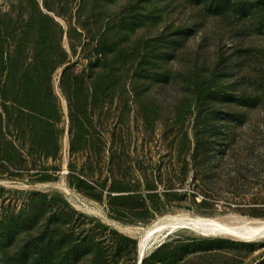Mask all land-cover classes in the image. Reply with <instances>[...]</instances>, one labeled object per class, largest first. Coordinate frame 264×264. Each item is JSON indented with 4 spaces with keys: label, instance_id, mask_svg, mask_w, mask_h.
<instances>
[{
    "label": "rangeland",
    "instance_id": "1",
    "mask_svg": "<svg viewBox=\"0 0 264 264\" xmlns=\"http://www.w3.org/2000/svg\"><path fill=\"white\" fill-rule=\"evenodd\" d=\"M208 3L0 0V264H139L144 243L148 256L174 236L264 255V234L244 228L264 222V0ZM60 47L83 78L72 114L63 69L51 90L30 86L33 59ZM19 106L33 112L17 126ZM198 119L221 129L200 181Z\"/></svg>",
    "mask_w": 264,
    "mask_h": 264
},
{
    "label": "trees",
    "instance_id": "2",
    "mask_svg": "<svg viewBox=\"0 0 264 264\" xmlns=\"http://www.w3.org/2000/svg\"><path fill=\"white\" fill-rule=\"evenodd\" d=\"M201 1L206 7H208V2H211L210 8H215L219 14H226V6L231 2V0ZM240 12L241 14H247L244 8L241 9ZM38 18L42 22H54L49 15L44 14L42 11H40V16H38ZM35 19L36 16L32 17L30 23H33ZM33 61L30 69L34 72L41 71V74L30 77L31 87L39 84H48L51 90L54 73L63 69L61 89L67 98L72 114L78 103L75 98L76 93L83 88V78L70 71V60L69 57H67V53L60 47L59 57H42L41 60L33 59ZM102 62H105V57H102L96 64L100 65ZM87 79L90 80L92 77L88 76ZM206 99V96L203 97L200 103L203 104ZM229 102L238 103V100L229 97ZM19 107L20 111H18L16 119L17 126L19 125L17 122L20 121L21 115L26 113L27 116V112H33L31 109H28L27 106ZM71 121L72 123L75 122L74 115H71ZM199 124L200 119H198L194 125L195 147L191 155L193 175L196 181H200V178H204L202 169H206L207 162L211 159L216 160V155H209V157H207L206 154L208 150H214L213 147L217 136L216 132L219 129L213 127L211 130L205 131V127H200ZM118 236H120V239L116 242L118 246L117 249L125 252L124 248L126 249L129 244H132V250L136 254L137 240L121 235ZM174 237H168V239L156 250L148 256H145L142 260V264H264V255L260 256L258 259L250 260L251 251L255 244L237 243L225 239H177Z\"/></svg>",
    "mask_w": 264,
    "mask_h": 264
},
{
    "label": "bare ground",
    "instance_id": "3",
    "mask_svg": "<svg viewBox=\"0 0 264 264\" xmlns=\"http://www.w3.org/2000/svg\"><path fill=\"white\" fill-rule=\"evenodd\" d=\"M193 226L196 227L197 229H201L204 233H207V232H213V233L227 232V233L234 234V235L240 234L239 231L232 229L229 226H226V225L214 222V221H198V222H194ZM244 228L246 230L247 236L254 237V236H260L261 234H264V222L259 223L255 226L245 224ZM160 229L161 228L150 230L146 235L147 240L151 236H153L156 232H159ZM145 247H146V243H144V245L142 246V249L140 252L141 257H143L145 255Z\"/></svg>",
    "mask_w": 264,
    "mask_h": 264
},
{
    "label": "water",
    "instance_id": "4",
    "mask_svg": "<svg viewBox=\"0 0 264 264\" xmlns=\"http://www.w3.org/2000/svg\"><path fill=\"white\" fill-rule=\"evenodd\" d=\"M145 255L143 257H140L139 264H142V260L144 259Z\"/></svg>",
    "mask_w": 264,
    "mask_h": 264
}]
</instances>
